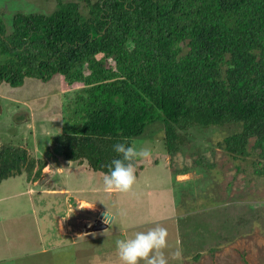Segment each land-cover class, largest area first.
<instances>
[{
  "label": "trees",
  "instance_id": "obj_1",
  "mask_svg": "<svg viewBox=\"0 0 264 264\" xmlns=\"http://www.w3.org/2000/svg\"><path fill=\"white\" fill-rule=\"evenodd\" d=\"M56 1L50 14L15 13L10 23L0 15V87L82 85L51 138L64 160L105 174L122 158L113 146L134 145L148 127L162 126L174 155L191 129L229 125L239 130L218 147L242 159L253 139L264 177V0H83L85 11L81 0ZM33 152L1 145L0 184L42 178L48 161Z\"/></svg>",
  "mask_w": 264,
  "mask_h": 264
},
{
  "label": "rangeland",
  "instance_id": "obj_2",
  "mask_svg": "<svg viewBox=\"0 0 264 264\" xmlns=\"http://www.w3.org/2000/svg\"><path fill=\"white\" fill-rule=\"evenodd\" d=\"M79 4L85 11V1ZM56 9V0H0L7 23L15 13ZM59 81L0 87V146L33 150L48 161L38 181L23 175L0 184V264H122L116 241L157 225L168 231L169 264H264V177L255 174L260 150L253 152V139L252 154L234 159L218 143L238 126L197 127L181 151L169 155L162 126L152 134L148 127L134 146L150 149L152 156L137 163L133 191L107 192L103 173L64 160L54 148L51 138L62 131L68 99L82 88L69 90ZM102 213L113 220L93 231ZM250 215L257 219L249 223ZM219 229L237 236L221 242Z\"/></svg>",
  "mask_w": 264,
  "mask_h": 264
},
{
  "label": "clouds",
  "instance_id": "obj_3",
  "mask_svg": "<svg viewBox=\"0 0 264 264\" xmlns=\"http://www.w3.org/2000/svg\"><path fill=\"white\" fill-rule=\"evenodd\" d=\"M113 147L122 158L114 159L109 165V171L103 174L104 190L131 193L137 182L136 162L149 160L152 152L148 148L138 149L127 143H117ZM106 215L112 217L109 213ZM104 222L109 221L106 219ZM116 248L122 264H169L165 254L168 248V231L159 225L150 228L147 232H136L132 238L117 240ZM181 256L180 250L174 253L175 258Z\"/></svg>",
  "mask_w": 264,
  "mask_h": 264
},
{
  "label": "water",
  "instance_id": "obj_4",
  "mask_svg": "<svg viewBox=\"0 0 264 264\" xmlns=\"http://www.w3.org/2000/svg\"><path fill=\"white\" fill-rule=\"evenodd\" d=\"M106 218H109L110 219L108 223H105L104 222L106 220ZM112 219H113V216L112 217H109V216L106 215V213H102L101 214V222H99L98 227H96L95 229H93V231H97V230H101V229L107 228L108 224L111 223Z\"/></svg>",
  "mask_w": 264,
  "mask_h": 264
},
{
  "label": "crops",
  "instance_id": "obj_5",
  "mask_svg": "<svg viewBox=\"0 0 264 264\" xmlns=\"http://www.w3.org/2000/svg\"><path fill=\"white\" fill-rule=\"evenodd\" d=\"M177 180H178V179H177ZM3 182H4V181H3ZM3 182H2V183H3ZM179 182H180V181H179ZM2 183H1V184H2ZM9 186H11V187H12V185H11L10 183H9ZM28 191H29V190H28ZM30 191H31V189H30ZM29 193H30V194H32V191H31V192H29ZM181 217H182V216H178V218H177V221H180V218H181ZM112 220H113V219H112ZM176 224H177V225H179V223H178V222H177ZM178 228H179V227H178ZM6 234H7V233H6Z\"/></svg>",
  "mask_w": 264,
  "mask_h": 264
}]
</instances>
